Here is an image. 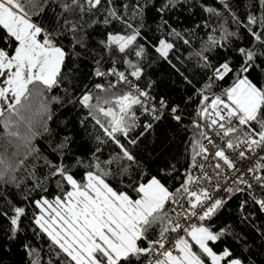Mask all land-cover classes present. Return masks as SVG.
Segmentation results:
<instances>
[{
	"label": "snow or ice",
	"instance_id": "6c2138e0",
	"mask_svg": "<svg viewBox=\"0 0 264 264\" xmlns=\"http://www.w3.org/2000/svg\"><path fill=\"white\" fill-rule=\"evenodd\" d=\"M0 264H264V0H0Z\"/></svg>",
	"mask_w": 264,
	"mask_h": 264
}]
</instances>
